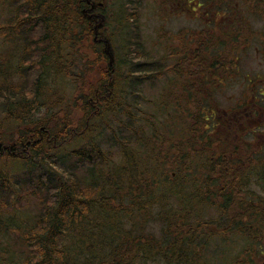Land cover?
Here are the masks:
<instances>
[{
  "label": "trees",
  "instance_id": "16d2710c",
  "mask_svg": "<svg viewBox=\"0 0 264 264\" xmlns=\"http://www.w3.org/2000/svg\"><path fill=\"white\" fill-rule=\"evenodd\" d=\"M103 7L96 0H0V36L6 49L0 58V103L16 123L15 135L0 134V160L18 166L14 175L0 169V201L5 203L0 204V236L15 233L20 241V254L12 250L0 264H148L158 259L166 264L247 263L238 260L240 250L238 256L230 251L227 258L231 249L217 256L211 249V243L221 247L224 238L244 232L250 253L264 235V155L246 149L227 161L226 152L238 147L226 148L216 133L228 125L230 138L237 124L217 116L208 93L218 86L214 81L230 72L225 58L213 56L208 36L205 40L189 33L198 47L189 55L183 48L179 59L186 58L195 81L186 79L183 63L171 70L195 91L186 112L193 124L174 123L169 134L151 121L133 129L135 111L126 102L131 94L120 87L161 69L137 61L129 68L132 76L114 74L102 42L94 37L111 43L103 32ZM128 9L129 46L144 57L138 18L134 8ZM259 14L264 18L263 11ZM97 15L103 19L95 30L101 21ZM221 30L222 39L233 38L234 30ZM233 62L231 57L227 63ZM94 70L98 78L92 84ZM201 83L209 91L197 89ZM41 109V117L30 121ZM109 113L122 116L113 127L106 121ZM106 132L118 147L115 154L94 141ZM76 140L85 143L74 148ZM165 142L171 144L168 150ZM75 169L85 174L78 176ZM201 172L205 177L199 181L195 174ZM213 182L218 183L215 190L209 188ZM244 184H255L259 191L240 197ZM23 197H37L38 209H20ZM207 207H216L217 216L205 219ZM156 221L162 224L159 237L148 228Z\"/></svg>",
  "mask_w": 264,
  "mask_h": 264
},
{
  "label": "rangeland",
  "instance_id": "374dc122",
  "mask_svg": "<svg viewBox=\"0 0 264 264\" xmlns=\"http://www.w3.org/2000/svg\"><path fill=\"white\" fill-rule=\"evenodd\" d=\"M127 1L128 0H96V2H98L99 4L104 5L103 11L106 14V19L103 32L105 36H108L111 39V45L114 55L113 63L111 66L113 68L114 74H130V76H132L129 68L132 67L131 69H133L137 61H140L142 63H156V67L161 69L159 71H156V74L152 73L149 78H145L144 80L140 81L135 80L133 82V86L125 85L120 87L121 90L124 89L126 93L131 94H129L130 96L126 95V102H130L132 111H135V114L133 112L134 117L130 121L134 123L133 129L138 130V126L140 127V125L151 121L156 124L158 130H162L163 132L166 131V133L169 134L170 130H173L174 123L179 125H181L182 123H190V125L191 123L193 124V120H190V118L188 117L189 114L186 112H188L187 109L191 106L190 101H193L191 99V95L196 96L195 91L192 90L193 87L188 88L184 84L185 80L183 78L175 76V72L172 71L171 68L174 65L178 64V62L183 63V65L181 66H183V71H187L186 79L190 82L195 81V78L191 77L192 75H189L190 69H188V62L186 63L185 61L186 58L184 59V61H180V52L184 48L189 55V51H192L193 49L198 47V44L196 45L195 41L190 40L189 33L196 36L200 34L204 37L206 35L208 36V41L206 42H211L208 49L214 53L213 56L225 58L227 68L230 71L226 74L225 77L222 78L224 81L222 79L221 81H214V83L218 86H216L212 90V92L208 90V87L204 83L196 86L199 90L201 87V90L206 89V91H209L208 93L210 94L211 98L214 99L213 104L218 107L217 116H225L223 110L230 112L232 110L238 109V105H240L241 108L242 106L244 107L245 103L250 98V85H254V88L256 90H258V88H261L263 92V94H258L256 91L254 92L257 101L256 105L257 107H261V110L251 121H238V125H235L237 129L236 131H234V136L230 137L232 140L228 137V133L226 132V128L228 127V125L226 128H223L222 126L219 130L216 131V133L218 132L217 137L220 138V140H224L222 142L226 144V148L229 149L233 146L238 147V149L233 148L231 151L226 152L224 158L227 161L231 159V157L236 158L238 156L237 151H244L246 149H249L250 152L251 149H253L254 154L259 150L261 151V154L264 155V23L259 18V12L257 13L253 11L247 16L251 21L250 27H244L242 25L238 26L234 30L233 38L225 40L221 38V34H219L218 30H204L196 28V24H176V22H183V20L175 17L169 20L173 24L170 23L169 27L163 28L162 25L158 24L159 19H161L163 15L160 18V10L158 11V9L154 7L156 0H132L133 3L129 6H127L129 4ZM128 7L134 8L138 18L139 32L142 36V47L144 48L142 55L144 57L139 56V52L135 50L134 46H129L130 36L127 30L128 24L126 22L127 18L125 16V13L127 11L131 12ZM1 17L2 16L0 15V18ZM184 25H188L192 29H190L189 27L187 29L179 28ZM223 30L227 29H222L221 31ZM1 37L2 36H0V58H2L6 50L4 46L5 44ZM94 37L97 39L100 38V35H94ZM100 48L102 49V45H100ZM231 50H234L235 52L228 53V51L230 52ZM213 56L211 55L210 59H212ZM231 57L234 62L231 66H229L227 62L231 59ZM216 60L219 59H215L214 61ZM101 64H104V62ZM231 68L233 69V71H235L236 74L231 72ZM212 70L217 69L213 68ZM97 78L98 72L94 70L89 76L90 83L94 84V82L97 81ZM218 82L222 83L218 84ZM61 83L65 84V82ZM215 84H212V86ZM0 90L3 91L2 88H0ZM65 91L69 92V87H66ZM196 92H198V90H196ZM185 98H187V101H184L183 103V100ZM204 102L205 100L202 101L203 106H205ZM42 113L43 109H41L37 113H33L31 115L30 121L36 120L38 117H41ZM106 116V121H108V123H110L112 127L114 126L113 121L117 122V120L122 118V116L120 117L119 114L112 113H109ZM144 119L146 120L145 122ZM15 124L16 123L13 120H10L9 117H7L3 110V106L0 103V134L5 133L11 135L13 133V135H15ZM30 125H26L25 127H32ZM204 125L205 122L202 123V126ZM253 125L255 126V128L253 130L252 136L247 135L248 128H252ZM195 128L196 126L194 127V129ZM207 130L210 129L207 127ZM120 132H122V130ZM191 133L192 132H190L189 134L191 135ZM124 135L125 132L122 134V136ZM204 136L203 138L206 139V134ZM109 138L110 132H106L100 137L95 138L94 141H99L101 148L110 150L112 149L111 152L113 151V154H115L118 150V147L115 143L111 142ZM122 141L127 142L128 140L124 139ZM84 143L85 140H76L74 148H78L84 145ZM169 146H171V144L165 142V146H163V148H167L168 150ZM222 146L224 145L222 144ZM155 147L158 148L156 145ZM210 147H215V143L213 141ZM159 150L163 151L160 146ZM169 150L171 153L175 152L174 149ZM235 152L237 153L232 155V153ZM251 162H253V164H255L256 162L258 163L255 155L252 157ZM244 164L246 165V163ZM17 168V163L14 164L12 161L0 160V169L5 173L11 171L12 175H14L17 172ZM75 170L78 176L85 174L83 169ZM195 176L199 178V181L203 180L205 177L203 172L195 174ZM217 185L218 183L213 182L209 184V188L211 190H215V187H217ZM244 187L246 188V190L243 189V191L240 193V197L247 196V192H249V190L254 193L259 191V188L256 187L255 184H244ZM251 192H249L248 195H255ZM216 197L222 200L220 194L216 195ZM18 201L20 203L18 207L23 211L30 210L31 213H33L36 211V209H38L36 205L38 201L37 197L29 199L23 197ZM210 202L214 204L212 201ZM0 204L3 205L5 203L3 200H1ZM214 205L217 206V204ZM216 209V207H207L204 212V215L206 216L205 219L216 217ZM9 212H11V210L5 212V214ZM161 227L162 224L158 221H156V223H151L148 225V228L152 232H154V236L156 237L160 236ZM239 235L242 236V238ZM243 237L245 238L244 232H240L238 233L237 238L236 236L232 238H224L225 240L223 241L224 243L222 244L223 246L221 245V247H217L215 246V244L211 243V249H213L212 251L216 253V256L217 253H222V251L224 250L227 251L231 249L227 251L226 257L229 253L230 255H232L231 252L233 251L235 252L233 255L238 256V250H240L241 255L238 256V260H247V263L245 264H261L262 260L264 259V235L262 238H260L259 243L256 247L253 246L252 249L250 248V253L246 252L247 247L245 246ZM19 246L20 241L16 240L15 233L14 236H0V259L5 258L8 253L11 254L12 250L17 254H20ZM215 263L226 264L221 260H217L215 261ZM148 264L166 263L161 259H158Z\"/></svg>",
  "mask_w": 264,
  "mask_h": 264
},
{
  "label": "flooded vegetation",
  "instance_id": "af4514ba",
  "mask_svg": "<svg viewBox=\"0 0 264 264\" xmlns=\"http://www.w3.org/2000/svg\"><path fill=\"white\" fill-rule=\"evenodd\" d=\"M154 7L158 9V11L160 10V18L163 15L158 22L163 28L169 27L170 23L173 24L169 20L175 17L183 20V22H176V24H196V28L204 30H235L241 25L250 27L251 21L247 16L253 11H258L259 13H262V11L264 12V0H156ZM260 15L262 14H259V16ZM259 18L264 23V18ZM188 27L192 29L188 25L179 28L187 29ZM204 39H206V35ZM255 91L258 94H263L261 88L256 90L254 85H250V98L247 100L244 107L242 106L241 108L240 105H238V109L230 112L223 110L225 117H227L225 120H235L237 125L240 120H253L261 110V107H257L256 105ZM254 128V125L252 128H248L247 135H251ZM236 129L234 130L236 131Z\"/></svg>",
  "mask_w": 264,
  "mask_h": 264
},
{
  "label": "water",
  "instance_id": "95a60500",
  "mask_svg": "<svg viewBox=\"0 0 264 264\" xmlns=\"http://www.w3.org/2000/svg\"><path fill=\"white\" fill-rule=\"evenodd\" d=\"M90 0H85V2L89 3ZM101 5V4H99ZM94 8V5H91L90 9L88 10H92ZM98 17L101 18V22L98 23L94 29L96 30L97 28H100L102 26V19H103V16L102 15H97ZM99 41H103V44H104V47H103V52L105 55H107L108 57V63L109 65L111 66L112 63H113V59H114V55H113V49H112V46H111V43L108 39H99ZM261 264H264V259L262 260Z\"/></svg>",
  "mask_w": 264,
  "mask_h": 264
}]
</instances>
